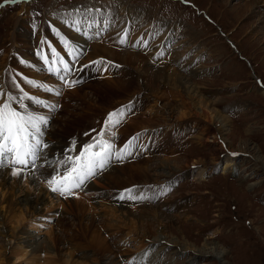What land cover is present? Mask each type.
I'll use <instances>...</instances> for the list:
<instances>
[{"label":"rangeland","instance_id":"rangeland-1","mask_svg":"<svg viewBox=\"0 0 264 264\" xmlns=\"http://www.w3.org/2000/svg\"><path fill=\"white\" fill-rule=\"evenodd\" d=\"M185 1L187 3H184ZM23 2L26 4L22 6L21 3ZM256 2L259 5L258 7L256 6ZM263 3L264 0H0V72L2 71L1 64H3V60L6 58L10 65L19 62L20 67L26 68L23 71H34L30 64L23 61L26 58L20 57L23 56V53H25L24 55L29 54L30 57L36 56V51H33V48L20 50V55H13L14 53L12 52L10 53V57L6 55L11 48V45L9 46L10 33L15 27L14 23L18 15L25 16L20 27H24L23 31L26 32V36H29L32 39L31 41L35 38L38 41L39 31H45L49 34V24L47 21L49 17V22L57 25L58 30L63 31L65 35L69 36L64 28L71 30L67 26H74L73 22L75 20L73 19L77 15L79 18H84V15L80 13V9H85L90 4L92 7L88 6L84 10L86 11L85 15L87 19H92V23L89 24V27L91 26L89 32L91 33L94 28L96 31L108 28L97 33V37L101 36H99L100 38L96 37L98 40L96 42L98 44H106L115 51L134 50V52L136 51L140 54L138 63L142 71L136 70L133 66L120 65V63L118 64L114 60H107L112 64L113 68H117L116 70L108 69L110 70V76L116 74L115 72L117 74L120 72L119 75L125 72V75L130 76V81L133 83L131 84V89L136 90L137 94L133 95L131 92H128L131 90L123 92L117 88L105 93L99 91L97 88L95 89L94 86H88L90 83L105 84L108 81L106 78L110 77L107 73L101 74L99 69L89 70V67L87 68V73L83 74L81 72L82 74H79L80 77L78 79L82 78L81 82L75 79L78 83L68 88V91L66 90L61 97L59 96L60 99L58 97H56L57 99H53L52 96L39 92L41 90L38 87L27 83V78H31L32 81L36 79L37 81L38 78L35 76L30 75L29 77L28 74L16 70L7 74L9 81L17 85L20 84L21 87L28 84L30 86H27L26 89L29 92H33L36 96H48L47 98L57 100V102L54 101L56 103L55 106L60 104L57 112L52 116L51 122L48 121L45 131L51 127L54 119L60 116L59 119H61L63 115L72 113L75 106H80L82 99L76 97L73 93L77 87L85 85L84 87L86 88L83 91L86 90L88 94L90 91H93L91 88L96 90L98 94L90 93L89 95H92L91 98H94V95H99L100 101H104V103L101 106L99 105L100 108L96 107L94 114L84 111L83 116L88 118V122L86 121L82 124L83 128L81 130L76 132V126L73 131V134L74 132L78 134L76 141L82 145L85 142L89 143L92 135L100 132L101 124L107 115L105 113H113L118 109L114 107V103L126 100L123 104H120V110H124L125 118L118 124L117 127L119 128L114 130L115 135L112 133V138H115L119 132L129 133V131L122 130L121 128L129 126L127 125L129 123L126 122L131 116L139 115L134 118L135 122L128 127L132 132L137 129L133 133L130 132L136 136L135 145H139L140 149L146 148L150 142L153 143L152 146H157L161 142V138L164 137L161 134L162 131L167 130V139L165 140H167V143L176 153H170V151L162 153L161 149H159L160 153L154 155L151 153L152 155L148 156L147 151H144L139 156H136V152H133L128 158L126 156L118 158V161L132 164L133 161L137 162L138 160V163H141L140 165L143 168L153 165L154 163H151L155 158H158L156 162L159 159L165 161V159L176 158L180 164H190L191 167V171H189V175L186 178L187 174L184 172V169L181 170L182 175L175 182L172 179L169 180L172 183L171 185L169 182L164 183L160 180V183L168 184V186H162L163 184L144 185L162 186L170 190L165 198L162 196L157 200L149 202L150 205L158 207L161 201L168 198V202H166L164 207H158V215H150L151 213L148 214L146 211H143V216H146V219L150 220L144 222L143 226L149 224L152 228L153 225L156 227L161 221L167 219L165 216L171 215V219L177 220V224L169 230L168 235L170 236H165V239L161 237L162 240L181 241V244L187 241L198 248L205 243L206 239L208 240L207 243H214L225 250L222 259L223 264H264V167L260 168L254 158H252L260 156L264 161V22L260 21L259 18L261 12L264 11ZM72 8L73 11L79 12L77 14H74L75 12L68 14L64 12L65 10H72ZM258 9H260V13H255L254 11ZM117 13L120 17L116 16ZM68 17H73V19H69V24L63 20ZM128 19L131 21L132 27L135 26L132 34L130 33L132 27L128 23H125ZM57 21H60L65 27L58 25ZM178 22L182 26L181 28L175 26ZM34 24L38 25V31L33 30L35 28H33ZM119 24L118 30L121 39H124V43H122L124 45L122 46H117V43L120 45V42H116L117 38L115 37L107 39L109 34L115 32ZM82 25L84 29L88 26ZM81 31L83 37L86 31ZM21 32L22 28H20L18 33ZM33 33L36 34L33 35ZM76 33L79 34L78 32ZM91 34H94V32ZM137 34L140 36L138 44ZM49 36L52 37L51 35ZM129 40L135 48H131ZM45 41L46 39L43 42L45 43ZM89 43L94 44L95 41L86 42L85 47ZM147 46L150 48L149 51L146 48ZM91 50L93 54L90 56L98 55L99 57L107 58L106 56H102L98 51ZM155 50L157 51L152 54ZM179 62L181 65H178ZM168 63H170L171 67L177 68V70L180 68L179 72H182V75L189 80L187 81L190 83L189 85L192 84L190 90L184 89L180 92L174 76H170L168 72L164 71L169 67V65H166ZM148 66L151 68L150 70H148ZM196 66L199 67L197 69L198 72H192L191 70ZM152 69L154 71L150 72ZM162 73L163 76H161ZM107 75L108 77H106ZM16 77H20L19 81ZM21 77H24L26 82H23ZM48 77L52 76L48 75ZM141 79H143V85L139 87L137 81L141 84ZM44 81H48V79L45 78L43 81L38 82ZM20 91L16 93V96ZM152 91L155 92V96L151 94ZM143 92L147 94L151 104L157 108L156 110L153 107L152 113L144 109V104L148 100H144ZM182 101L185 102V106L181 107L185 119L179 122L176 121L175 123L170 122L171 125H167L169 123L166 121L168 120V117H166L167 113H165L166 115H162L161 105L166 104L169 106L170 104V107L177 108L176 104H180ZM103 109H106L105 113ZM176 110L173 109L171 115L172 121L180 117L178 110ZM76 111L73 113L81 112ZM141 127L145 128L140 129ZM169 128L171 129L168 130ZM88 132L90 133L85 135ZM45 134L48 142L50 139L49 137L47 138L46 132ZM107 135L105 133L104 137L106 138ZM129 135L123 136L120 134V142L127 140L125 137L127 138ZM56 141V144H58L60 139ZM138 142L140 143L138 144ZM223 142H227V147ZM135 147L131 151H134V149L136 151ZM233 153L237 154L233 160L236 163L235 169L229 170L226 173L222 172L221 166L223 161L227 157L231 158L230 155ZM62 156L59 155L56 161ZM148 157L152 158V162H150ZM112 159L110 158L111 161ZM211 161L217 163L216 167L207 170V174L200 179H195V171L209 164ZM53 164L39 171L44 174L42 179L37 178L38 183L49 192L50 190L46 187L45 182L44 184L42 183V180L55 173L54 169L58 168L59 165ZM2 167L6 168V166ZM8 169L10 171L14 170ZM103 173H105V170ZM103 173L94 178L91 183L89 182L84 192H77L75 194H80H74L70 198L59 197L57 193L53 192H50L52 196L39 193V195L43 196L45 202L43 206H39L42 209V216L39 219H33L30 215L29 218L32 222H23L22 228L23 231L29 232L32 235L35 243L40 244L45 240L49 242V245H54L55 247L53 246L52 251L47 253L42 252L40 254L33 252L35 255L40 254V256H37L39 257L37 263H41V261L43 262L50 257V261L55 260L53 261L55 262L54 264H63V260L65 259L74 261V264H107L110 260L116 263L120 260L119 264H136L134 262L135 257L140 255L142 249L149 246L148 240H144L142 237L131 239L137 236L134 228H137V225H142V222L131 226L123 225L127 229H124L125 227L118 230L114 229L112 230L113 234H109L110 232H105L104 234L98 228L99 220L101 219L100 215H109L110 209H106V206L103 205H99L96 208L90 206V208L86 209L84 217H81L80 212H77L74 208L70 210L72 208L69 203L63 201L69 200L72 202L75 197L80 196L85 200L87 198V200L92 199L91 201H95L97 204V201L102 200L104 201L103 203H106L104 205H115L110 199L115 192V188H104L101 186L91 188ZM142 178H138L137 180L142 181ZM251 183L255 184L250 185ZM25 185L26 183L23 185L24 193L35 197L37 191L28 190L26 187L29 186L26 185L25 187ZM131 186H135L132 188H137L138 184L129 185V187ZM125 188H128V186ZM194 192L196 196L192 194ZM24 193H21L19 196ZM83 193L88 194L86 198H84ZM188 194L191 195L189 199L186 196ZM94 195L96 196L95 198ZM182 196L186 197V200L188 199V203L179 207L182 201L178 198ZM140 200L139 202L142 205L138 206L137 210H141V207L144 205L142 202L144 201L143 198ZM116 205L120 206L122 204ZM19 208L22 207L18 205L13 208L15 209L13 211L19 213ZM23 209L26 211L25 206H23ZM183 209H187L186 216L183 214L184 212H181ZM0 215H2L1 212ZM29 218L27 215V220ZM90 219L95 224L92 230H78V227L89 223ZM119 219L117 215L114 216V220L118 221ZM119 221L122 222L121 220ZM128 227L133 231L129 232ZM9 228V219H7L5 227L0 228V230L8 231ZM94 229L100 233L98 236H96L98 232ZM120 236L127 240L123 244L120 243L122 244L120 247L123 246L120 250L125 253L119 254L117 259L116 253H110L109 251V253H106L102 257V254L96 253L94 247L90 245L93 238L105 242V237L111 243L116 237ZM1 238L0 236V240ZM51 238L54 240L53 242H51ZM61 238L62 240H60ZM155 244L157 243L155 242ZM18 245L24 246L22 243ZM162 245L164 247L161 244H157L158 247L156 245L152 247L154 249L151 251L150 260L154 264L222 263L211 257L210 254L200 257V260H196V258L190 259L188 252H182L180 247H175L174 244L168 242H164ZM112 252H115V250ZM7 254L11 255V253ZM156 255L161 256L162 259L160 261L156 260ZM44 257L46 258L44 259ZM106 257L107 259H105ZM14 259V257L8 258L6 264H33V261L30 259H21L13 263Z\"/></svg>","mask_w":264,"mask_h":264},{"label":"bare ground","instance_id":"bare-ground-1","mask_svg":"<svg viewBox=\"0 0 264 264\" xmlns=\"http://www.w3.org/2000/svg\"><path fill=\"white\" fill-rule=\"evenodd\" d=\"M25 4L26 3H24V2L21 3L22 6L25 5ZM88 6H90V4H88ZM88 6H86L85 9H82L80 7L81 8L80 9V13L84 15V18H79V17H77L78 16L77 15V16H75L74 19H73V17H71V18L68 17V18H64L63 19L64 21L68 22V24L70 23L69 19H73V20H75V22H77L74 26H71V25L67 26L71 30H66V28H64L65 32L70 37L65 35V33L63 31L61 32L60 30H58L57 29V25H54L51 22H49V18H50L49 17V18H47L48 19L47 21H48V24H49V27L47 26L48 29H49V34H47L45 31H39V33H38L39 34L38 35L39 40L37 41V39L35 38V39H33V41H31L32 39H30L29 36H26V34H25L26 32L23 31L24 27H20L22 22L24 21L25 16L18 15V17L16 19V22L14 23L15 27H14V29H12V32L10 33V37L11 38L9 39V46L11 45L10 46L11 48H10V51L6 55L8 57H10V53L11 52L14 53L13 55H15V54L16 55H20L19 54L20 50H26V49H32L33 48V51L34 50L36 51V56L37 57L36 56L30 57L29 54L28 55H24L25 53H23V52H22L23 56H20L23 59L26 58L23 61L25 63L30 64L32 66V68L34 69V71H23V69H26V68L20 67L19 62L14 64V65H10L8 60H7V58L3 60L4 62H3V64H1L2 71L0 72V92H2L3 94H2L1 99H0V104H2L5 101V99L7 98L8 95L16 96V93L20 91V87H21L20 84H18L19 87H17L16 83L13 82L15 84L14 85L7 78V74L9 72L11 73V72H14V71L18 70L21 73L28 74L29 77H30V75L37 77L38 78L37 81H43L45 78H47L49 81H53L51 83H53V84H55L57 86L58 85L62 86V84H60L61 81L57 80L56 78H53V76L52 77H48V74L45 73L43 71V68L41 67L44 55H47L48 57H51L49 45H51L52 47L56 48L58 53H62L63 52V48L67 49L65 47V45L63 44V42L60 40V36L57 35V30L59 31V33L61 35H63L69 41L70 45L75 46L74 51H77L78 55L75 57L74 60H77V59H79L81 57L86 56L82 61L79 62L77 67H75L76 71L72 75V76H76L75 79H78L82 73L83 74L87 73L88 72V70H87L88 67L90 68L89 70H91V69H99L101 74L107 73L110 76V73H109L110 70H108V69L110 68L112 70L113 69L116 70L117 68L116 67L113 68L112 64L109 63L107 60H111V61L114 60V61L118 62V64L120 63V65L124 64V65H128V66H133L136 70L142 71V68H141V66L138 63L139 60H140V54L137 53L136 51L135 52H134V50L133 51H130V50L129 51H126V50L115 51V50L111 49V47H108V45H106V44H98V42H96L97 38L99 36H101V35H99L97 37V33H100L102 30L108 29V28H104L102 30L98 29L97 31L94 28L91 31V33L94 32V34H91L89 32V30L91 29V26L89 27V24L92 23V19H87L86 15H85L86 11H84V10H86V8H88ZM256 6L257 7L259 6L257 4V2H256ZM90 7H92V6H90ZM64 12L66 14L74 13V12H75L74 14H77L79 11H76V10L73 11V8H72V10H67V11L65 10ZM254 12L255 13H260V9L254 11ZM92 16H95V15H92ZM116 16H119V14L117 13ZM259 18H260V21L262 20V22H264V11L261 12V16ZM57 22H58L57 23L58 25H62V23L60 21H57ZM125 23H128V25H130V27H132V23H131V21L129 19L126 20ZM82 24L88 25L86 27V29L83 28ZM175 26H178L179 28L182 27L179 24V22L177 24H175ZM63 27H65V26H63ZM77 27L80 29V31L78 32L80 35L76 33L77 31L75 29ZM119 27H120V24L116 28L115 32H113L112 34L108 35L107 39H111V38L115 37V38H117L116 42H120L121 36H120V32L118 30ZM20 28H22L23 34H22V32L18 33ZM33 28H34L33 30H37L38 31V25L37 24H34ZM134 28H135V26L132 27V31H130L131 34H132ZM81 30L86 31V33H85V35L83 37H82L83 33H82ZM34 34H36V33H33V35ZM49 35H51L52 37H50ZM136 38H137V44H138L139 38H140L139 34H137ZM44 39H46V41H45L46 46H45V43H42V41H44ZM89 41L90 42H92V41L94 42L95 41V43L94 44L89 43V45H86V47H85L86 42H89ZM17 43H18V45H17ZM129 43H130L131 48H135L134 45L131 44L130 40H129ZM16 45H17V47H16ZM122 45H124V44L120 43V45H119L117 43V46H122ZM91 49H94V50L98 51L102 56H106L107 58L102 57L103 60L100 59L99 60L100 63H94V62H97V61L93 62L92 59H97L99 56L98 55L97 56H93V57L90 56L91 54H93V51ZM147 49H148V51L150 50L149 47ZM157 50H158V48H157ZM157 50L152 52V54L155 53ZM148 51H146V52H148ZM151 55H149V56L151 57ZM108 58H110V59H108ZM72 63H74V61ZM170 63L166 64L167 66L169 65V67H167L165 65L167 68L164 71L168 72V75L174 76V78L176 80V83H177V87L180 89V92H182L184 89H186V90L189 89L190 90L192 84L189 85L190 83L187 82L189 80L185 76L182 75V72H179L180 68H178L179 70H177V68L171 67ZM85 65H87V67H84ZM147 65H149V64H147ZM162 65H164V64H162ZM178 65H181V63L179 62ZM26 66H27V64H26ZM149 66H148V70L151 69ZM197 69H199L198 66H196L191 71L192 72H198ZM37 70H38V72H37ZM152 71H154V70L152 69L150 72H152ZM115 73L117 74V72H115ZM116 74H114V75H112L110 77H108V75H107L106 77H108V78H106V80H108V81L105 84H102V85H100L99 83H95V84L94 83H90V84L87 83V84H89L88 86H90V85L92 87L94 86L95 89L97 88L99 91H102V92H105V93H107V91H111V90L117 88V89H120L123 92H125V91L127 92L128 90H131V91H128V92H131L133 95H135L136 90L134 91V90L131 89V84H133V83H132V81H130V79H131V78H129L130 76L125 75V72H123L122 75H119L120 72H118L117 75ZM161 76H163V73H162ZM131 77H133V76H131ZM16 78L19 81L20 77L19 78L16 77ZM21 79H22V77H21ZM81 79L82 78H80L78 80L81 82ZM24 80H23V82H24ZM27 80H31V78H27ZM142 80L143 79H141V84H140V82L137 81V84L139 85V87H141L143 85V81ZM35 82H36V79H35ZM40 83H46V82L44 81V82H40ZM27 86H30V85L27 84ZM27 86H23L22 85V87L25 88L24 92L28 91V89H26ZM84 86L83 85L81 87L74 86V87H77V88L73 92L76 97L82 99V101L80 102V106H75L73 108L74 109L73 112H75L76 110L81 111V112H78V113H73V112L71 113L70 112V113H68L66 115H63L61 119H59L61 116L59 117L57 115L59 118L54 119V121L52 122L51 127L47 131H45L47 133V138L49 137L50 140H48V142L46 140V144L48 146L46 148H44L43 150H41L42 158H41V160H39V163L37 162L38 165H37L36 169H32L31 170L30 168H27V169H24V171L21 174L14 175L13 173H14V171H16V169L14 167H12L11 165H7V163H4L3 165H5L6 168H3L2 166H0V194L2 196V197L0 196L1 197V199H0V212L2 214V215H0V228H4L5 227V223H6L7 219H9V224H10V228L8 229V231L0 230V236L2 237L1 240H0V242H1L0 243V264H6L7 263V259L10 258V257H12V258L14 257L15 258L13 263L18 262L21 259H23V260L24 259H30V260L33 261L32 262L33 264H54L55 263V262H53L55 260L53 259V261H50L51 258L49 257L50 258L49 259L48 256H47V258L49 259L50 262L48 261V259H46L43 262L41 261V263H37V260L39 259V257H37V256H40V254L42 252H44V253L51 252L52 251L51 249H52V247L54 245L53 246L49 245V242H47L45 240H44L45 243L43 242L44 244L42 242L40 244L35 243L33 241L34 239L32 238V235L29 232L23 231V228H22L23 225L22 224H23V222L26 223V221H31V219L29 218L30 215H31V218H33V219L34 218L35 219L36 218L39 219V217L42 216V213H41L42 209L39 208V206H43V204H45V202H44L43 196L39 195V193L40 192L44 193L47 196L51 195V193L49 191H47L40 183H38V179H37L38 177L42 179V177L44 175L43 173H41L39 171H41L44 168L46 169V168H48L50 166L45 164L44 167H39V165L42 164V161L44 162L45 158L48 161H53L54 162V161H56V159H57V157L59 155L60 156L63 155L60 159L58 158L59 160L63 159L64 156H66V155H71V156L77 155L79 150L82 147V144L79 143L78 141H76V139L78 137V134L75 133V132L73 134V131L75 130L74 128L77 126L76 127L77 128L76 132H77V131H79V130H81L83 128L82 124L84 122H86V121L88 122V118L83 116V112L84 111L87 112V113L90 112L91 114H94L96 112L95 111L96 107L100 108L101 104L104 103V101H100V99H99L100 97H98L99 95H97V96L94 95V98H91L92 95H89L90 93L91 94H98L96 90L91 88L93 91H90V93L88 94L86 90L83 91V89L86 88ZM29 89H31V88H29ZM24 92L20 91V93H18L16 97H18V98L21 97ZM39 92L45 93L44 91H39ZM64 93H65V91H64ZM154 93L155 92H153V91L151 92V94L153 96H155ZM263 93H264V89H263ZM142 94H144V97H143L144 100H148L147 94H145L144 92ZM58 99H60V98H58ZM126 99H127V97H126ZM54 101L57 102V100H54ZM125 101L123 100L121 102V100H120V102L117 101L118 103L117 102L114 103L115 104L114 107L118 108L117 110H119L122 113L120 118L121 117L125 118L124 110H122V111L120 110L121 109L120 108L121 107L120 104H123ZM27 102L29 103V100L25 99L24 100V104L27 105V110L29 112H33L34 111L33 110L34 107H32L30 104L28 105ZM13 104L16 107H18L17 102L14 101ZM153 104H155V103H153ZM177 104H176L177 108L170 107V104H169V106H167L166 104H163L160 107L162 109V111H161L162 115L167 113L166 117H168V120H166V121L169 122L167 125H171L170 122H174L175 123L176 121L179 122V121L185 119L184 114L182 112L183 110L181 109V107L185 106V102L182 101V103L178 104L179 106ZM153 107H154V105H152L151 101H149V100L147 101V103L144 104V109L147 112L152 113L153 109L156 108V106L154 108ZM106 109H108V108H106ZM106 109H103L104 113H105ZM173 109L174 110L177 109L178 113L180 114V117L178 119L174 120V121H172V119H171V117H172L171 115H172ZM156 110H157V108H156ZM116 111H114V112H116ZM56 112L57 111H55V110L54 111H50V112L46 111L47 116L50 117V120H49L50 122L52 120V116L55 115ZM106 114L107 113H105V115ZM40 115H42V114L40 113ZM47 116H45V117H47ZM136 116H139V115L131 116L130 119L126 122V123H129L127 125L130 126V124H133L135 122L134 118ZM105 119H107V117L104 118L103 123H104ZM55 122H56V126H55ZM90 123H91V121H90ZM180 123H184V122H180ZM192 125H195V124H192ZM129 126L121 128L122 130L129 131V133L119 132V134H117L115 136V138H112L113 137L112 134H108L106 136V139L111 140L113 142V146H114L113 150L114 151H118V150H123L124 151L123 157L126 156L128 158L129 155L133 154V152H136V154H137L136 156H139L144 151H147L148 156L151 153L154 155V154L160 153L159 149H161L162 153L165 152V151H170V153L171 152H175V150H173V148L167 143V140H165V139H167V130L166 131H162L161 134H163L164 137L161 138V142L159 143V145L152 146L153 143L150 142L149 145L146 148L140 149L139 145H137L138 147L135 145L136 136L132 134L133 132L137 131V129L133 130V132H132V130H130V128H128ZM172 126H173V124H172ZM42 127L47 129V126H42ZM144 128L145 127H141L140 129H144ZM201 128H203V127L201 126ZM102 129H104V128L101 127L99 129V131H101ZM115 129H117V128H115ZM170 129L171 128H169L168 130H170ZM114 130H113L112 133H114V135H115ZM45 132H44V138L46 139ZM130 132H132V133H130ZM89 133L90 132H88V134ZM120 134L123 135V136H127L128 134H130V135L127 138L125 137V139H127V140H125L124 142H120L121 141L120 140V136H119ZM58 139H60V141H59L58 144H56L57 143L56 140H58ZM197 139H200V138H197ZM90 140H91L90 142H92V140H93L92 137H91ZM140 140H141V138H140ZM73 141H75V144H73ZM139 143L140 142H138V144ZM223 143L227 147V144H226L227 142H223ZM134 147L136 148V151H135V149H134V151H131V150H133ZM70 149L72 151H70ZM45 151H46V153H45ZM137 151H139V152L137 153ZM242 151H240V152H242ZM230 156H231V158L227 157L222 163L221 171L224 172V173H226L229 170H233L236 167L235 166L236 163L233 160H234V158L237 155H230ZM118 158L119 157L116 155L114 157V159L109 163V165L107 164L105 168H103L102 170H98V173L96 175H94L90 179L86 180V181H88V183L86 185H85V183L82 185V187H83L82 191L84 192L86 190V188L88 187L89 182L91 183V181H93L94 178H96L97 176L101 175L103 173V171L105 170V173H103V175L101 177H99L98 180H96L94 186H92L91 188L92 189L96 188L95 186H99V187L101 186V187H104V188H115L114 189L115 192L113 193V195L112 196L110 195L111 196L110 199H111V201L113 203H115V205H113V204L104 205L106 203H103L104 201H102V200L97 201L98 202V204H97L95 201L94 202L91 201L92 200L91 198H90L91 200H87L88 198L85 200V199H83L82 197L79 196V197H75L72 202L69 201V200H63L64 202L69 203V205L72 208L70 210H73V208H74V210L76 209L77 212L81 213L80 214L81 217H84V215L86 213V209L88 207L90 208V206H93V207L96 208V207H99V205L106 206L105 207L106 209H110L109 210L110 214L109 215H104V214L100 215L101 219L99 220V227H98L102 232H104V234H105V232H110L109 234H113L112 230H114V229L118 230V229H121V228L123 229L125 227L123 225L131 226L133 224L137 225L138 223L142 222V225H140V226L137 225V228H134L137 236H134L131 239L142 237L144 240H148L149 246L148 247L144 246L146 248L142 249L140 251V255L135 257V259H134L135 261L134 262L136 264H154L153 261L150 260L151 251L154 249L152 247H154V245H156V247H158L157 244H161V246H163L162 244L164 242H168V243L174 244L175 247H180V250L182 252H188V255H189L190 259L196 258V260L197 259L200 260V257H202V256H204L206 254H210L211 257L215 258L216 260H219V262H222L225 250H223L222 248L218 247V245H215L214 243H207L208 240H206V239L204 241L205 243H203V245L198 247V248H196L194 244L193 245L189 244L187 241H185L184 243L181 244L180 243L181 241L178 242V241H175V240H168V241L167 240H162L161 237H163V239H165L166 238L165 236H170V235H168L169 230L173 226H175V224H177L176 223L177 220L175 221V219H171V215L165 216V218H167V219H164L159 224L157 223L158 225L156 227L153 225V228H152V227H150L149 224H147L146 226H143L144 222L150 221L149 219H146L147 218L146 216H143V214H142L143 211H146L148 214L151 213L150 215H154V216L158 215V213H159L158 207L162 208V207H164L166 205V202H168V198H167V199H165L166 201L165 200L161 201V203H159L158 207H156L154 205H150V203H149L150 201L157 200V199L161 198L162 196H164V198H165L166 195L168 194L170 189L167 188V187H162V186H168V184L160 183V181H162L164 183H167V182H169V180L172 179L175 182L178 179V177L182 175V171L181 170H184V169H185L184 172H186V174H187L185 176V178H186L189 175V171H191L190 164H180L177 161L176 158L165 159V161H163V160L161 161L159 159L158 162H156V160H158V158L157 159L155 158L153 160V162H152V158L148 157L150 162H152L151 164H153V163L154 164L153 165L150 164L151 165L150 167L145 166V167L142 168V166L140 165L141 163H138V160H137V162L133 161L132 164H128V163H122V162L118 161ZM252 158H254V160L260 166V168L264 167V161H263V159L260 156H254ZM130 160L132 161V159H130ZM121 161H122V159H121ZM216 164L217 163L211 161L209 164L197 169L195 171L196 172V177L194 176V178L195 179H200L202 176L207 174L206 173L207 170H211L212 168H215ZM197 165H198V163H197ZM187 167H189V168H187ZM8 168L14 169V170L10 171ZM56 169H58V168H56ZM179 171H181V172H179ZM44 172H45V170H44ZM46 173H47V171H46ZM55 173H57V172L55 171ZM49 177L43 178L42 183L44 184L45 180L48 179ZM138 178H140V179L142 178V181L137 180ZM41 179H40V181H41ZM128 179H130V180H128ZM131 180H133V181L130 182ZM24 183H26V185L29 186V187H26V185H25V187L28 190L37 191V194L34 192L35 195H36L35 197H31L27 193H24V190H23ZM136 183L138 184L137 188H132V187H135V186L129 187V185H132V184L133 185H137ZM169 183H170V185L172 184L171 182H169ZM38 184H39V186H38ZM146 184H163V185L161 187H158V186H144ZM253 184H255V183H251L250 185H253ZM84 185H85V187H84ZM126 186H128V188H125ZM131 192H132V194L130 195ZM21 193H24V194L19 196ZM78 194H80V193H78ZM78 194H75V195H78ZM121 194H124V199H121ZM159 194H161V195H159ZM190 194H188V195H190ZM192 194L195 195V192L192 193ZM87 195H88L87 193H83L84 198H86ZM188 195H186L188 197V199H189V197L191 198V195L190 196H188ZM117 196H118V198H117ZM140 196L144 200V201H142L144 203V205L141 207V210L139 209L140 210L139 211L136 208H139L138 206L142 205L141 202H139V201H141L140 200L141 199ZM91 197H92V195H91ZM95 197L96 196L94 195V198ZM80 198H82V199H80ZM63 199H67V198H63ZM178 199H180V201H182V203H180L181 205L179 207H181L182 205L188 203V199L186 200V197L182 196L181 198L179 197ZM135 202H139V203H135ZM116 204H122V205L117 206ZM123 204H125V205H123ZM127 204H129L131 206H129ZM18 205H20L22 208L18 209L20 211L19 213H15L13 211L15 209H13V208H15ZM23 206H25L26 211H24ZM187 207H188V205H187ZM27 208H28V210H27ZM87 211H89V210H87ZM181 212H184L183 214L186 216L187 209H183ZM106 213H108V212H106ZM27 215H28L29 220H27ZM116 215L120 218L119 220H121L122 222H120L119 220L118 221L114 220V216H116ZM116 222H118V223H116ZM94 227H95V224H94L93 220L90 219L89 223H85V225H83L81 227H78V230L80 229L81 231H83V230L90 231ZM124 229H127V228L125 227ZM128 229H129V232L133 231V230H130L131 229L130 227H128ZM94 230L96 231V229H94ZM69 232H70V230H69ZM96 232H98V231H96ZM88 233H87V235H88ZM96 234H97L96 236H98L100 233L98 232ZM58 236H59V234H58ZM125 237H126V235H125ZM60 240H62V238ZM104 240H105V242L104 241L101 242L98 239H94L93 238L92 242L90 244V245H92L94 247L96 253L102 254V257L106 253L110 252V253H116V259H117L119 257V254L121 255V254L125 253L124 251L120 250L123 247V246L120 247V245H122L123 242L125 240H127V239L121 238V236H120V237H116L115 240L112 241L111 243L105 237H104ZM160 240H162V241H160ZM53 241L54 240L52 239L51 242H53ZM63 242H65V241H63ZM155 242L157 244H155ZM21 243L24 244V246L18 245V244H21ZM120 243H122V244H120ZM39 245H40V247H39ZM139 249H141V247H139ZM114 250H115V252H112ZM53 251H54V248H53ZM33 252H36V253L38 252L40 254L39 255H35V254H33ZM7 253H11V255H8ZM155 257H156V260H159V261L162 259L161 256H159V255L158 256L156 255ZM45 258L46 257H44V259ZM105 259H107V257ZM120 262H121L120 260H118L117 263L115 261H113V260H110V261L107 262V264H119ZM134 262H132V263H134ZM26 263H28V262H26ZM74 263L75 262L70 260V259L63 260V264H74ZM203 264H205V263H203ZM221 264H223V262Z\"/></svg>","mask_w":264,"mask_h":264},{"label":"snow or ice","instance_id":"snow-or-ice-1","mask_svg":"<svg viewBox=\"0 0 264 264\" xmlns=\"http://www.w3.org/2000/svg\"><path fill=\"white\" fill-rule=\"evenodd\" d=\"M74 25L77 22H73ZM77 32L80 29H75ZM60 40L63 42L65 47L68 49L71 55L75 49V46L70 45L69 41L59 33ZM42 43H44L42 41ZM120 43H124V39L120 40ZM51 61L48 60V56L44 55L45 62L49 64L48 71L55 72L57 74L63 72H70L72 69L68 62H66L56 48L51 47ZM94 63H100L99 61ZM57 65H61L58 67ZM84 67H87L85 65ZM60 78L64 80L69 86H73L78 81H67L64 76ZM27 83L32 84L36 87H42L37 85L35 81L27 80ZM19 87V85H17ZM51 91V89H48ZM3 93H0L2 95ZM59 94V93H57ZM33 101L37 104H44L43 100L30 96L27 92H24L21 97L8 95L5 101L0 104V166L4 164L5 155H9L13 166H19L14 171V175L21 174L24 169L37 168V161L41 160V150L46 148L48 145L44 143V132L48 120L45 116L35 115L27 110V105L24 104V100ZM13 101L17 102L18 107H13ZM49 107H55L54 105ZM122 113L117 110L116 112L110 113L108 121H106V128L109 124L118 123V117ZM113 117H117L113 121ZM95 131V130H93ZM85 135H88L86 133ZM105 129H102L92 142L83 144L78 154L75 156L66 155L59 161H48L46 158L39 167H44L45 164L51 166L52 163L58 164L63 169V174L60 175L58 169H54L57 172L56 175L48 179V185L53 192H60L61 195H72L73 189L80 188L87 179H90L98 173V170H102L106 167L109 159L113 155V144L105 140ZM114 135V133H113ZM75 144V141H73ZM127 147V146H126ZM70 151H72L70 149ZM119 158H123L124 151L118 150L115 153ZM232 155H237L233 153ZM123 199V196H121Z\"/></svg>","mask_w":264,"mask_h":264}]
</instances>
